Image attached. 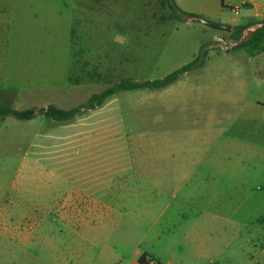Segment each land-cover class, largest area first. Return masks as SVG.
I'll list each match as a JSON object with an SVG mask.
<instances>
[{
  "label": "rangeland",
  "instance_id": "1",
  "mask_svg": "<svg viewBox=\"0 0 264 264\" xmlns=\"http://www.w3.org/2000/svg\"><path fill=\"white\" fill-rule=\"evenodd\" d=\"M242 1L175 0L226 31L177 20L166 0H0V106L70 109L207 51L201 68L169 86L121 92L71 121L0 117V264H70L66 249L191 246L176 204L191 191L180 185L189 188L212 160L260 166L241 151L264 129V51L233 50L251 35L233 29L264 20V7L256 13ZM117 33L129 42H114ZM101 181L113 186L104 197L85 189ZM97 195L101 204L84 202ZM245 223H233L231 254L217 264H264L255 249L264 224L248 222L246 237Z\"/></svg>",
  "mask_w": 264,
  "mask_h": 264
},
{
  "label": "crops",
  "instance_id": "2",
  "mask_svg": "<svg viewBox=\"0 0 264 264\" xmlns=\"http://www.w3.org/2000/svg\"><path fill=\"white\" fill-rule=\"evenodd\" d=\"M247 3L253 6L256 13L263 11L262 0L242 1V4ZM199 11L208 15L212 13V10L206 7H202ZM245 132L247 133L249 130ZM243 143L242 145L246 149L241 151L242 158H257L260 166L256 168L241 166L239 168L228 164L227 161L212 160L210 161L212 165H203L197 168L199 176L189 188L186 182L180 185L178 190L191 191L185 192L182 201L176 203L177 207L181 209L178 211V216L186 222H183L184 230L181 238L185 242L191 243L189 248L66 249L69 255L68 262L70 264H141L139 260L144 255L160 264H217L222 258V261L225 262V255L227 252L229 255L231 254L233 238L236 237L232 230L234 222H238V220L246 222L244 224L246 237H248L250 229L248 222L264 224V129L257 133L255 144ZM219 153L220 156H214V158L222 157L223 153L224 158H228L227 152ZM198 157L207 158L208 156ZM253 181L257 183L255 187ZM84 185H88L85 189L97 188L96 193L100 192L103 197L104 191L113 187L104 181L85 183ZM210 186L213 188L207 190ZM98 196H92L84 202L87 205L97 206L103 199ZM234 203L239 206L240 215L237 213L239 210L235 212L231 210ZM217 207H224V210L220 212ZM66 218L73 220L76 215H66ZM262 229L264 238V228ZM217 238H220L219 249L217 248ZM246 244L248 245L249 242L247 241ZM255 249H257L258 257L264 255V239L255 245ZM253 258L254 256H251V259Z\"/></svg>",
  "mask_w": 264,
  "mask_h": 264
},
{
  "label": "trees",
  "instance_id": "3",
  "mask_svg": "<svg viewBox=\"0 0 264 264\" xmlns=\"http://www.w3.org/2000/svg\"><path fill=\"white\" fill-rule=\"evenodd\" d=\"M172 14L177 20H181L180 15L200 17L196 14L186 12L182 10L176 4L175 0H166ZM264 21V20H262ZM257 22V20H252L247 25H237L235 30L237 35L240 36V31L245 29ZM202 47L198 56L188 64L174 70L163 78L155 80H144L135 81L132 79H122L119 82L112 84L111 86L105 88L101 92L94 93L85 103L75 106L70 109L59 108L55 105H49L46 108H27V109H15L8 106H0V117H13L20 121H31L34 120L39 114L44 115L46 118L57 121V122H67L75 119L86 111L95 110L98 107L104 105V103L111 97L121 93L137 90H159L169 86L170 84L177 81L185 73L201 68L207 57V51ZM247 50L251 54L256 52L264 51V28L257 30L255 33L251 34L249 39L235 46L233 50ZM148 256H142L140 258L141 264H148Z\"/></svg>",
  "mask_w": 264,
  "mask_h": 264
},
{
  "label": "water",
  "instance_id": "4",
  "mask_svg": "<svg viewBox=\"0 0 264 264\" xmlns=\"http://www.w3.org/2000/svg\"><path fill=\"white\" fill-rule=\"evenodd\" d=\"M194 20H198L200 21L201 23H204L210 27H213V28H221V29H224L226 31H230L232 29V27L230 25H225V24H218V23H214L208 19H205V18H202V17H192ZM261 28H264V21H260V22H257L253 25H251L250 27L247 28V31L250 33V34H253L255 33L257 30L261 29Z\"/></svg>",
  "mask_w": 264,
  "mask_h": 264
},
{
  "label": "clouds",
  "instance_id": "5",
  "mask_svg": "<svg viewBox=\"0 0 264 264\" xmlns=\"http://www.w3.org/2000/svg\"><path fill=\"white\" fill-rule=\"evenodd\" d=\"M113 41L116 43H120L121 46L126 45L129 42V37L126 35H122L117 33L114 37H113Z\"/></svg>",
  "mask_w": 264,
  "mask_h": 264
},
{
  "label": "built area",
  "instance_id": "6",
  "mask_svg": "<svg viewBox=\"0 0 264 264\" xmlns=\"http://www.w3.org/2000/svg\"><path fill=\"white\" fill-rule=\"evenodd\" d=\"M148 264H160L158 261L148 258Z\"/></svg>",
  "mask_w": 264,
  "mask_h": 264
}]
</instances>
